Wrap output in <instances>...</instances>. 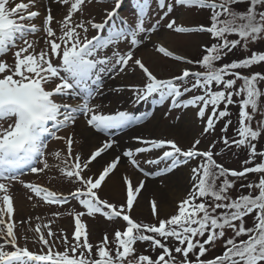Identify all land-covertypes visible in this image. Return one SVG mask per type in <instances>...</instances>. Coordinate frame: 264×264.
Instances as JSON below:
<instances>
[{
  "label": "snow or ice",
  "instance_id": "obj_1",
  "mask_svg": "<svg viewBox=\"0 0 264 264\" xmlns=\"http://www.w3.org/2000/svg\"><path fill=\"white\" fill-rule=\"evenodd\" d=\"M36 2L29 0L9 8V0H0V264H264V149H258L264 137V89L260 87L264 74L244 75L239 71L264 63V52L252 51L240 60L219 63L234 49L239 47L247 52L250 44L264 40V0H155L154 14L159 18L149 28L145 24L151 19L153 0H135L138 22L134 26L118 18L124 0H113L112 8L100 23L82 18L91 0H50L57 6H66L58 31L52 27L55 17L51 7L45 10L42 29L32 22L40 16L38 10H31ZM240 4H246V9L234 7ZM176 6L185 10H209V24L185 27L177 25L176 19L163 24ZM162 27L179 34L209 35L212 43L203 46V55L198 61L175 54L163 45L156 47L164 57L186 66L196 65V68H178V75L160 79L142 59L135 58L136 49L144 43L142 37H150ZM41 30L45 33L43 46L29 39ZM90 30L97 34L89 38ZM230 36L237 38L230 39ZM121 42L130 45L127 51L118 50ZM110 48L113 50L108 54ZM10 52L14 58L11 65L3 59ZM137 70L143 83L130 88L134 103L153 99L158 104L169 101L172 109L193 108L204 122L203 133L214 132L216 125L224 120L221 128L224 135L207 150L198 148L199 138L184 149L175 139L135 136L132 139L141 146L124 150L97 174L93 172V162H98V158L118 143L115 134L143 124L151 113L137 115L119 109L105 113L102 105L93 101L104 95L108 80ZM188 93L192 95L188 97ZM230 106L239 108L233 138L227 135L232 124ZM81 120L86 130L107 139L87 157L75 155L73 158L75 138L59 133L77 126ZM50 140L64 141L67 145L65 166L57 167L64 179L79 185L70 195L78 201L81 210L68 213L74 217L71 240L67 234L58 237L51 222L38 224L33 229L37 234L33 243L38 249L32 251L27 238L21 244L15 230L17 223L27 221L12 219L15 208L11 187L13 182H20L48 205L69 203L68 197L62 194L21 180L26 171L38 174L50 169L46 158ZM217 143H222V148L214 154L212 149ZM233 147L247 152L239 171L226 168L215 159ZM144 153L155 154V158L145 160L146 164L155 166L152 172L146 171L137 159ZM54 155L57 160L61 159V152ZM122 157L144 177L161 181L170 179L191 161L198 163L190 168V186L173 212L163 213L161 203L151 201V215L156 217L153 223L132 216L145 180L134 183L123 178L125 203L121 205L99 195ZM249 174L258 175L250 179ZM238 181H247L240 188H247L249 192L241 191L233 197L230 193ZM97 215L109 222L119 219L123 227L114 232L111 240L105 234L94 245L84 218ZM248 217L252 218V225L246 227ZM227 230L232 235L224 239ZM220 240L224 247L222 255L202 259L209 251L206 246L214 247ZM138 243L146 244L153 252L159 250V254L155 259L138 254ZM61 245L63 251L58 250ZM173 250L181 254L180 258Z\"/></svg>",
  "mask_w": 264,
  "mask_h": 264
},
{
  "label": "rangeland",
  "instance_id": "obj_2",
  "mask_svg": "<svg viewBox=\"0 0 264 264\" xmlns=\"http://www.w3.org/2000/svg\"><path fill=\"white\" fill-rule=\"evenodd\" d=\"M22 2L28 3L29 0H9L8 7H15L16 4ZM112 3L113 0H91V3L86 6L82 18L94 19L97 23L103 22L105 19V13L112 8ZM134 4L135 0H124L121 8L119 9L118 18L125 19L131 26H134L138 22ZM48 7L52 8V14L55 17L52 27L58 31L60 27L58 22L66 14V6H57L52 4L50 0H37L35 7L31 10H38L40 12V16L32 22L42 29L43 20L46 15L45 10ZM151 7V19L146 22V28H149L159 18L154 14L156 11L155 0H153ZM245 7H247L246 4L237 5L238 9H243ZM171 19H176L177 25L179 26L193 27L201 24L207 26L210 21V11L196 8L185 10L180 6H176L174 13L166 18L162 23L166 25ZM25 23L28 22L25 21ZM96 34L97 33L94 30H90L88 32L89 38L95 36ZM44 35L45 33L41 30L36 35L30 36L29 39L37 40L39 41L40 46H43ZM142 38L144 39V43L140 48L136 49L135 58L142 59L146 66L149 67V69L160 79H167L174 75H178V68H196L197 66H186L182 63L173 61L170 58L164 57L156 51V47L163 45L175 54L183 55L193 61H198L203 55V46L210 45L212 43L208 34H179L163 27L156 33H151L150 37L145 36ZM229 38L236 39L237 37L230 36ZM117 47L119 51L125 52L128 50L130 45L127 42H121ZM112 50L113 49L110 48L108 50V54H110ZM37 51H39V48ZM252 51L264 52V40L255 44H250L247 52L240 50L239 47L234 49L233 52L229 53V55L219 63L223 64L240 60L246 56H250ZM3 59L6 60L9 65L13 64V53H8L3 57ZM239 71H241L244 75H250L256 72L264 74V63L258 66H253L251 69ZM142 83L143 79L139 70L135 72L129 71L126 75L117 77L114 80H108L104 87V95L98 96L93 101V103L102 105L101 110L105 113H114L117 109L128 110L137 115H141L144 112L151 113L143 124L122 133L115 134L114 139L118 143L115 144L108 152L104 153L102 157L98 158V162H93V172L98 174L108 162L113 160L116 156H120L124 150L140 147L141 145L132 139L135 136L146 139H175L184 149L191 147L194 139L199 138L201 140V144L198 148L200 150H207L212 143L220 141V138L224 135L221 132V128L225 123L224 120H221L216 125L214 132L203 133L204 122H202L195 114V109L193 108L172 109L169 101H166L163 104H158L153 99H150L148 102H141L138 104L134 103V94L130 88L133 85L138 86ZM239 83L240 82H238L237 86H239ZM260 87L261 89H264V83H262ZM114 88H125L126 90L123 92H115L112 91ZM186 95L190 97L192 93H188ZM69 102L71 103L72 101ZM262 103H264V98H262ZM221 108H223V105ZM230 111L232 113L230 117L232 124L229 126L227 135L229 138H233L235 129L238 126L239 108L238 106H230ZM257 119H259V116H257ZM93 133L97 138L96 140L90 139V136L86 132L85 125L81 120L78 122L77 126L69 128L66 131H61L59 135L73 136L76 141L73 145V158L75 155H80L84 158L87 157L90 151L101 146L102 142L107 139V137L102 134ZM221 148L222 143H217L216 148L212 150L215 154L219 152ZM258 149H264V137L260 139ZM58 151L61 152L60 160H57L54 155ZM66 157L67 145L64 141L50 140L46 150V158L49 162L50 169L46 170L44 173L38 174L26 171L25 174L21 176V180H23L25 184H38L40 186L47 187L58 194H62L63 196L68 197L69 203L64 205H48L41 201L38 197H35V195L29 190L25 189L23 184L20 182H13L12 184L11 194L13 196L15 208L12 219L15 222L27 221V223H17L15 230L20 243L23 244L25 238H27L28 247L32 251H36L38 249V245L33 243L37 236L33 229L38 224L42 226L51 222V228L57 233L58 237L63 234H67L69 240L73 237L74 217L68 215V213L74 209L76 211L81 210V206L78 201L73 200L70 195V193L74 192L79 185L64 179L57 167V165L60 167L65 166L63 160ZM147 158H155V154L144 153L137 157V159L141 162L142 167L146 171L152 172L155 166L146 164L145 160ZM246 158L247 152L245 149L234 147L224 151L222 155L215 156L218 163L223 164L226 168L237 171L242 170V162ZM72 162V160H69V163ZM196 163H198V161H191L189 165L177 170L176 174L171 176L170 179L166 178L161 181L160 178H153L152 176L144 177L143 173L137 171L130 163L127 162V158L122 157L117 169L106 178L101 190L99 191V195L101 199H105L110 203L121 205L125 203L126 186L123 183V178L127 177L132 179L134 183L138 180H145V188L141 191V194L137 199V203L134 205L132 216L137 220L154 223L156 222V217L151 215V201H159L162 205L163 213L173 212L175 210V204L178 202L179 198L187 192L190 186L188 181L190 168ZM39 166L42 167L43 165L41 164ZM257 175L258 174H249V178L252 179ZM115 177L118 179V182H121L120 187H117V183L113 182ZM241 183H247V181H238L236 183L235 189H233L230 193L233 197L241 194V191L244 194L249 192L247 188L241 190ZM29 196H32V199H29ZM54 213H63V215L54 216ZM37 217H39V219H37ZM84 220L91 233L90 241L94 245L101 241L105 234H107L111 240L114 232L117 229H122L123 227L119 219L109 222L99 215L95 218L85 217ZM251 225L252 218H246V227ZM42 230L45 232L47 231L43 228ZM231 235V231L227 230L224 239H227ZM244 238L246 237H241L240 239ZM206 247L209 248V251L206 253L205 257H202L204 259L214 258L222 255L224 252L223 240L217 241L214 247ZM137 249L138 254L149 255L153 259H155L159 254V250L153 252L151 249L147 248L146 244L138 243ZM58 250L63 251V246L61 245ZM173 254L177 256V258H180L181 254L175 253L174 250Z\"/></svg>",
  "mask_w": 264,
  "mask_h": 264
},
{
  "label": "bare ground",
  "instance_id": "obj_3",
  "mask_svg": "<svg viewBox=\"0 0 264 264\" xmlns=\"http://www.w3.org/2000/svg\"><path fill=\"white\" fill-rule=\"evenodd\" d=\"M86 132H87V134L90 136V139H91V140H92V139H95V140L97 139V138L95 137L94 133H93L92 131H90L89 129L86 130ZM113 182H114V183H117V184H116L117 187H120V183H121V182H118V179H117L116 177L113 179Z\"/></svg>",
  "mask_w": 264,
  "mask_h": 264
},
{
  "label": "trees",
  "instance_id": "obj_4",
  "mask_svg": "<svg viewBox=\"0 0 264 264\" xmlns=\"http://www.w3.org/2000/svg\"><path fill=\"white\" fill-rule=\"evenodd\" d=\"M234 7H237V6H234ZM244 9H246V7H245V8H243V9H239V10H244ZM202 259H204V258H202Z\"/></svg>",
  "mask_w": 264,
  "mask_h": 264
}]
</instances>
